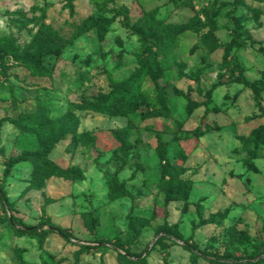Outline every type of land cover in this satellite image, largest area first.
Returning a JSON list of instances; mask_svg holds the SVG:
<instances>
[{
    "label": "rangeland",
    "instance_id": "374dc122",
    "mask_svg": "<svg viewBox=\"0 0 264 264\" xmlns=\"http://www.w3.org/2000/svg\"><path fill=\"white\" fill-rule=\"evenodd\" d=\"M212 3L220 14L217 43L208 46L204 13ZM150 15L189 25L157 58L167 114H158L154 86L144 78L148 101L133 113L76 110L75 130L47 151L82 179L50 176L30 188V161L15 163L4 179L7 158L40 144L9 119L34 111L36 102L58 116L82 95L104 99L140 68L143 44L132 25H145ZM234 20L244 43L231 51L239 66L223 59ZM42 27L67 43L58 56L44 57L48 74L34 75L23 56L35 55L30 41ZM263 124L264 0H0V183L9 202L0 203V264H264V143L243 141ZM157 131L168 141L171 165L185 169L173 176L187 187L177 199H166L172 178L161 167ZM110 177L123 184L116 197ZM91 210L99 218L94 231L82 216ZM129 215L145 222L134 240ZM49 222L71 237L18 232L22 224L47 230Z\"/></svg>",
    "mask_w": 264,
    "mask_h": 264
},
{
    "label": "trees",
    "instance_id": "16d2710c",
    "mask_svg": "<svg viewBox=\"0 0 264 264\" xmlns=\"http://www.w3.org/2000/svg\"><path fill=\"white\" fill-rule=\"evenodd\" d=\"M237 1V0H236ZM235 9V8H234ZM231 9V12L234 11ZM220 14V8L216 7L215 3H212L209 9L204 13L205 25L208 28L204 40L208 46L216 45V37L214 32L217 30V17ZM234 18L233 13L229 14ZM196 19V18H195ZM191 18L190 21H195ZM236 22V20H234ZM156 26H159V30H156L155 34L152 31ZM147 27V29H145ZM189 25L170 24L163 22L161 19H157L154 15H150L145 25H132L134 31L141 35V42L143 49L137 55L139 56L140 68L128 77L121 81H117L112 85L108 95L102 99L101 97H92L82 95L78 101H70L67 115H50V108L48 105L42 102H36L35 110L27 112L20 117L10 118L12 122L21 132H26L30 136L40 137L39 147L36 149L25 148L17 156H11L7 158L4 163V179L11 172L13 165L20 161H30L33 166L32 178L29 181L30 188H38L42 185L43 181L50 176H64L72 179H82L83 175L79 172H69L60 166L56 165L53 161L48 158L47 151L53 148L60 137L68 132H73L77 127L78 121L74 116V111H95L105 112L109 114H129L133 113L135 108L140 104H144L148 101V96L143 91V80L148 78L154 86V94L159 102L158 114L166 115L168 112L166 97L164 95V87L160 84V79L164 74V67L158 64L157 58L159 56L167 55L173 48L175 41L174 38L177 33L188 28ZM237 22L232 31L231 39L224 45L223 59L230 64L239 66L237 57H231V51L233 48H240L244 45L240 41L238 32ZM82 32V29L75 31L77 36ZM67 41L59 37L57 33H47L43 27L40 28L34 36L31 38L30 45L35 49V55L29 56L24 55L25 66L34 75H46L49 70L43 63L45 56L54 54L58 56L66 45ZM230 57V58H229ZM149 59L153 61L155 67L149 64ZM242 82L256 91H260L263 86L257 82H250L248 80H242ZM259 108L263 111L260 102H257ZM142 117H145L147 113H140ZM264 124L259 126L251 136L244 139V144L258 147L264 143ZM156 150L160 159L161 167L172 178L170 180V188L166 190V199H177L180 198L184 187V182L181 180H173L174 174L178 172H184V168H175L171 165L167 155L168 141H165L162 137V131L156 132ZM120 151L124 154L127 152L125 147H120ZM250 155L253 157L255 153L253 150L250 151ZM127 162V158H121L120 168H123ZM110 190L109 195L116 197L119 195V191L123 192V184L120 183L115 177L108 179ZM0 203L3 208L9 205L6 193L3 189V182L0 183ZM87 219V227L90 231H94L96 226L99 224V218L94 212L87 211L82 214ZM48 229L42 230V225H24L18 230L19 233H30L32 235L39 236L40 238L45 237L47 232H56L65 239H69L71 234L64 228L58 227L52 223H47ZM145 226L143 219H139L137 216L129 215L128 217V228L127 235L129 240H134L142 227ZM246 237V235H244ZM122 247V245H120ZM137 262H141L142 258L140 254H134Z\"/></svg>",
    "mask_w": 264,
    "mask_h": 264
}]
</instances>
